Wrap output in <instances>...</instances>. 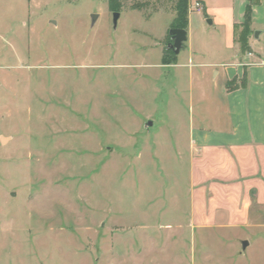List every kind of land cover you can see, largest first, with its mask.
<instances>
[{
    "label": "rangeland",
    "instance_id": "obj_1",
    "mask_svg": "<svg viewBox=\"0 0 264 264\" xmlns=\"http://www.w3.org/2000/svg\"><path fill=\"white\" fill-rule=\"evenodd\" d=\"M118 13L0 0V264H264V209L246 229L189 224L198 88L161 66L172 0Z\"/></svg>",
    "mask_w": 264,
    "mask_h": 264
},
{
    "label": "crops",
    "instance_id": "obj_2",
    "mask_svg": "<svg viewBox=\"0 0 264 264\" xmlns=\"http://www.w3.org/2000/svg\"><path fill=\"white\" fill-rule=\"evenodd\" d=\"M196 2L198 11L191 8ZM247 5L189 0L187 40L174 64L161 62L187 68L190 90L198 88L196 99L190 95L187 154L189 224L199 229H246L261 222L257 210L264 209V53L253 48L264 34V0L251 8L252 56L241 53L236 40ZM182 50L186 62L179 61Z\"/></svg>",
    "mask_w": 264,
    "mask_h": 264
},
{
    "label": "trees",
    "instance_id": "obj_3",
    "mask_svg": "<svg viewBox=\"0 0 264 264\" xmlns=\"http://www.w3.org/2000/svg\"><path fill=\"white\" fill-rule=\"evenodd\" d=\"M122 0H107V8L110 12L116 13L118 12L120 8V3ZM174 4V11H175V17L173 19V22L171 23V28H181L186 29L187 27V17H188V3L189 0H172ZM258 0H248V5L245 11V17L244 22L240 25L242 27V31L237 36L236 40L239 44L240 52L243 53L245 50L249 49L248 46V36L250 35V24H251V8L254 4H256ZM169 36V35H168ZM170 38V36H169ZM168 52H170V55H167L166 53H163L161 62L164 65H170L174 64L176 61V54L168 49ZM245 76L241 80V83L244 84ZM228 88H233L232 84L227 85Z\"/></svg>",
    "mask_w": 264,
    "mask_h": 264
},
{
    "label": "water",
    "instance_id": "obj_4",
    "mask_svg": "<svg viewBox=\"0 0 264 264\" xmlns=\"http://www.w3.org/2000/svg\"><path fill=\"white\" fill-rule=\"evenodd\" d=\"M118 17H119V13L118 12L114 13V25H116ZM96 18H97L96 15L91 16L92 24L94 23ZM209 22L210 21H208V23ZM168 35L170 36L172 43L169 44L167 48L172 50L177 55L182 49L183 43L187 40L186 30L181 28H171L169 30ZM148 125H151V123H148ZM241 245H242V249H245L248 246V242L244 240L241 242Z\"/></svg>",
    "mask_w": 264,
    "mask_h": 264
},
{
    "label": "built area",
    "instance_id": "obj_5",
    "mask_svg": "<svg viewBox=\"0 0 264 264\" xmlns=\"http://www.w3.org/2000/svg\"><path fill=\"white\" fill-rule=\"evenodd\" d=\"M192 10H195V11H198V10H200V8H201V6H200V4L198 3V2H196V3H194L193 5H192ZM247 55L248 56H252V53H247ZM262 63H264V57L262 58Z\"/></svg>",
    "mask_w": 264,
    "mask_h": 264
}]
</instances>
